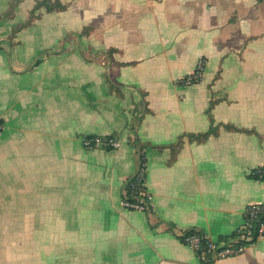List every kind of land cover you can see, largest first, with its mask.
Instances as JSON below:
<instances>
[{"label":"crops","instance_id":"0c3cea01","mask_svg":"<svg viewBox=\"0 0 264 264\" xmlns=\"http://www.w3.org/2000/svg\"><path fill=\"white\" fill-rule=\"evenodd\" d=\"M0 116V264H264L181 238L264 203V0H0ZM143 159L150 213L123 207Z\"/></svg>","mask_w":264,"mask_h":264},{"label":"built area","instance_id":"2783aa9c","mask_svg":"<svg viewBox=\"0 0 264 264\" xmlns=\"http://www.w3.org/2000/svg\"><path fill=\"white\" fill-rule=\"evenodd\" d=\"M204 64L201 62L196 72L181 81L183 85H193L202 79ZM4 121L0 116V134L4 130ZM83 147L88 150H114L121 146L119 140L111 136H83ZM256 175L264 179V169L256 171ZM147 165L143 159L137 172L126 183V194L123 207L150 213L153 210V196L146 186ZM264 237V203L247 207L245 222L228 242H215L198 230H193L181 236L183 243L192 249L200 259L212 262L227 257L242 254L248 247Z\"/></svg>","mask_w":264,"mask_h":264},{"label":"trees","instance_id":"16d2710c","mask_svg":"<svg viewBox=\"0 0 264 264\" xmlns=\"http://www.w3.org/2000/svg\"><path fill=\"white\" fill-rule=\"evenodd\" d=\"M47 5V3H46V1L45 2H41L39 5H38V7H37V9L38 8H40V7H44V6H46ZM200 232V231H199ZM233 257V256H232ZM228 258V257H227ZM207 263H210V262H208V261H206Z\"/></svg>","mask_w":264,"mask_h":264}]
</instances>
